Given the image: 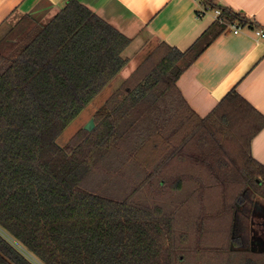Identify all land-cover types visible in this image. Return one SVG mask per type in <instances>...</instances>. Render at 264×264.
<instances>
[{
    "label": "trees",
    "instance_id": "obj_1",
    "mask_svg": "<svg viewBox=\"0 0 264 264\" xmlns=\"http://www.w3.org/2000/svg\"><path fill=\"white\" fill-rule=\"evenodd\" d=\"M228 22L245 23L224 10ZM160 43L61 146L128 64L131 38L79 0L0 40V252L14 264H264L251 215L264 116L231 90L205 117L177 86L222 31ZM223 28V27H222ZM0 264H10L0 254Z\"/></svg>",
    "mask_w": 264,
    "mask_h": 264
},
{
    "label": "crops",
    "instance_id": "obj_2",
    "mask_svg": "<svg viewBox=\"0 0 264 264\" xmlns=\"http://www.w3.org/2000/svg\"><path fill=\"white\" fill-rule=\"evenodd\" d=\"M69 0H0V28L29 14L40 23L49 21ZM114 26L131 44L125 51L129 67L138 55L162 42L185 50L209 27L222 31L177 81L190 107L208 115L231 90H235L264 116V0H202L207 12L197 17L195 0H79ZM245 18L238 32L216 19L214 9ZM5 33L7 31L4 26ZM223 27V28H222ZM150 53V54H151ZM121 70V71H122ZM105 89V88H104ZM252 157L264 165V128L251 141Z\"/></svg>",
    "mask_w": 264,
    "mask_h": 264
},
{
    "label": "rangeland",
    "instance_id": "obj_3",
    "mask_svg": "<svg viewBox=\"0 0 264 264\" xmlns=\"http://www.w3.org/2000/svg\"><path fill=\"white\" fill-rule=\"evenodd\" d=\"M48 21L44 22L47 23ZM146 60V59H145ZM143 63V62H142ZM141 63V64H142ZM140 64V65H141ZM139 65V66H140ZM110 95L109 89L104 91L103 93L101 92L82 112L81 114L73 120L67 128L58 136L57 138V143L61 146H64L65 144L68 143L70 138L80 129L84 128V126L89 122L90 119L93 118L94 112L105 102V100L108 98ZM259 204L264 205V200L258 199L257 200ZM28 256L34 260L37 264H40L36 259H34L33 256L29 255Z\"/></svg>",
    "mask_w": 264,
    "mask_h": 264
},
{
    "label": "water",
    "instance_id": "obj_4",
    "mask_svg": "<svg viewBox=\"0 0 264 264\" xmlns=\"http://www.w3.org/2000/svg\"><path fill=\"white\" fill-rule=\"evenodd\" d=\"M6 25V29L7 31L4 33L3 30H5L4 26ZM12 25H10L9 23L4 24L1 28H0V40L11 30ZM151 53V50H148L147 52L138 55L132 62H130L129 67H126L124 70H122L113 80L112 82L105 87V89L102 91V93L104 91H106L107 89H109L110 95L108 96V98L125 82V80L131 75L133 74V72L139 67V65L145 61V59H147L149 57ZM107 98V99H108ZM106 99V100H107ZM105 100V101H106ZM95 126V122L94 119H90L89 122L84 126V128L86 130H92ZM1 256L6 259L10 264H14L11 260H9L5 255H3L0 252Z\"/></svg>",
    "mask_w": 264,
    "mask_h": 264
},
{
    "label": "flooded vegetation",
    "instance_id": "obj_5",
    "mask_svg": "<svg viewBox=\"0 0 264 264\" xmlns=\"http://www.w3.org/2000/svg\"><path fill=\"white\" fill-rule=\"evenodd\" d=\"M251 244L253 249L264 251V205L258 201L251 215Z\"/></svg>",
    "mask_w": 264,
    "mask_h": 264
},
{
    "label": "built area",
    "instance_id": "obj_6",
    "mask_svg": "<svg viewBox=\"0 0 264 264\" xmlns=\"http://www.w3.org/2000/svg\"><path fill=\"white\" fill-rule=\"evenodd\" d=\"M199 5V10L196 12L197 17H202L206 12L207 8L205 5H203L202 0H195ZM216 19L221 22L222 24L226 25L229 30H232L234 32L241 31L243 27L236 23V22H228L225 16L223 15V11L221 9H214ZM258 36H264V31L259 30L256 32Z\"/></svg>",
    "mask_w": 264,
    "mask_h": 264
}]
</instances>
